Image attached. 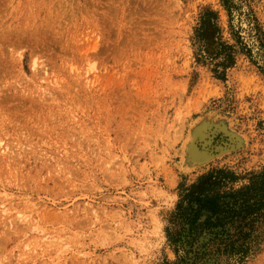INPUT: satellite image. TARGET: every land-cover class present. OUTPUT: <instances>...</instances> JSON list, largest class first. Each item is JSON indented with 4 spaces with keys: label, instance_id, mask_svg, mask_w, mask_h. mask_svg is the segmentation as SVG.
Here are the masks:
<instances>
[{
    "label": "rangeland",
    "instance_id": "rangeland-1",
    "mask_svg": "<svg viewBox=\"0 0 264 264\" xmlns=\"http://www.w3.org/2000/svg\"><path fill=\"white\" fill-rule=\"evenodd\" d=\"M206 8L228 37L221 0H0V264L174 260L180 183L264 166V61L218 79Z\"/></svg>",
    "mask_w": 264,
    "mask_h": 264
},
{
    "label": "trees",
    "instance_id": "trees-1",
    "mask_svg": "<svg viewBox=\"0 0 264 264\" xmlns=\"http://www.w3.org/2000/svg\"><path fill=\"white\" fill-rule=\"evenodd\" d=\"M221 3L229 36L219 25V13L206 8L195 38L204 62L206 57L217 78L224 80L239 54L255 65L264 61V28L252 13L235 25V0ZM178 190L179 200L166 228L175 259L161 264H242L257 251L264 240V166L245 176L228 167H213L190 184L180 183Z\"/></svg>",
    "mask_w": 264,
    "mask_h": 264
},
{
    "label": "bare ground",
    "instance_id": "bare-ground-1",
    "mask_svg": "<svg viewBox=\"0 0 264 264\" xmlns=\"http://www.w3.org/2000/svg\"><path fill=\"white\" fill-rule=\"evenodd\" d=\"M34 103V102H33ZM5 118V117H4Z\"/></svg>",
    "mask_w": 264,
    "mask_h": 264
}]
</instances>
